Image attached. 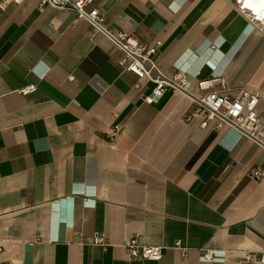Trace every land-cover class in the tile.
<instances>
[{
	"label": "crops",
	"instance_id": "obj_1",
	"mask_svg": "<svg viewBox=\"0 0 264 264\" xmlns=\"http://www.w3.org/2000/svg\"><path fill=\"white\" fill-rule=\"evenodd\" d=\"M93 6L107 28L161 43L160 65L187 72L193 93L217 78L264 89V36L227 0ZM122 58L72 10L27 0L0 13V264H263L264 178L248 173L264 149L204 127L185 94L146 102L153 84ZM132 237L163 258L131 259Z\"/></svg>",
	"mask_w": 264,
	"mask_h": 264
},
{
	"label": "built area",
	"instance_id": "obj_2",
	"mask_svg": "<svg viewBox=\"0 0 264 264\" xmlns=\"http://www.w3.org/2000/svg\"><path fill=\"white\" fill-rule=\"evenodd\" d=\"M27 0H0V13L12 4H20ZM232 8L244 16L247 21L264 36V0H227ZM94 0H39L41 9L47 7L68 9L76 13L77 18L86 20L94 33H103L122 53L121 67L134 73L140 80H148L153 84L152 92L145 96L148 103L158 102L166 93L185 94L193 103V113L203 117L202 125L212 123L217 129L230 127L247 137L264 149V89L251 85L230 88L224 78H217L199 83L204 93H193L189 85L188 73L180 71L167 73L159 63L161 43L151 45L141 41L136 35L124 31H115L105 26L104 13L93 6ZM219 85V88H212ZM211 88V89H210ZM34 85L24 89L23 93L34 91ZM115 127L110 135L111 140L120 131ZM254 180L264 178V168L254 167L249 173ZM94 243L106 248L108 246L103 234H96ZM174 248L184 253L187 248L177 241ZM131 259L159 261L164 256L162 245H142L137 237H132L126 244ZM206 262H213L218 256L215 249L202 252ZM246 259H254L248 253ZM264 264V254L260 258Z\"/></svg>",
	"mask_w": 264,
	"mask_h": 264
}]
</instances>
